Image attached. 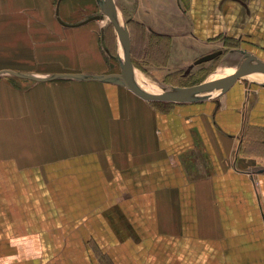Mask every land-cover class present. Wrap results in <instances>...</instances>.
<instances>
[{
    "label": "crops",
    "instance_id": "1",
    "mask_svg": "<svg viewBox=\"0 0 264 264\" xmlns=\"http://www.w3.org/2000/svg\"><path fill=\"white\" fill-rule=\"evenodd\" d=\"M112 2L171 69L211 72L184 87L264 62V0ZM109 24L97 0H0V71L107 74ZM0 264H264V73L188 103L0 74Z\"/></svg>",
    "mask_w": 264,
    "mask_h": 264
},
{
    "label": "water",
    "instance_id": "2",
    "mask_svg": "<svg viewBox=\"0 0 264 264\" xmlns=\"http://www.w3.org/2000/svg\"><path fill=\"white\" fill-rule=\"evenodd\" d=\"M99 10L102 16L109 19L114 26L119 41L122 45L123 56L119 60L120 74H104L101 76H89L83 74H53L49 77L38 78L35 76L25 75L10 70L0 71V74H10L12 76L32 80L35 82L51 81L60 78H69L79 81H98L109 82L115 81L124 88L132 92L134 95L146 101H163L173 103H188L195 102L201 99H212L221 94H224L230 87H232L238 80L242 79L249 72L258 71L264 73V62L259 60L256 56L244 52L237 51L241 55L235 71L227 79L217 83H203L189 87H166L160 91H147L135 82V76L132 65L131 56V38L126 23L121 19L112 0H97ZM90 18L89 20L96 19ZM219 52L212 53L202 57L199 62H204L213 59L219 55ZM253 63V65H250Z\"/></svg>",
    "mask_w": 264,
    "mask_h": 264
},
{
    "label": "rangeland",
    "instance_id": "3",
    "mask_svg": "<svg viewBox=\"0 0 264 264\" xmlns=\"http://www.w3.org/2000/svg\"><path fill=\"white\" fill-rule=\"evenodd\" d=\"M115 9L118 12L116 7ZM121 19L126 23L130 33H132L130 38L134 76L145 88L152 91H160L162 88L170 86L184 87L194 84L199 74L204 75L205 78L211 73L209 70L199 73L197 70L171 69L164 60L167 48L164 42L159 39L156 41L153 37H149V40L141 39L136 33H133L131 23L127 22L122 16ZM108 26L106 30V47H108V52L110 53L109 60L111 63L107 74H120L119 60L123 56L122 45L117 33L115 34L114 32L113 25L109 24ZM145 46L148 47L146 48ZM148 52H151V55H148Z\"/></svg>",
    "mask_w": 264,
    "mask_h": 264
},
{
    "label": "bare ground",
    "instance_id": "4",
    "mask_svg": "<svg viewBox=\"0 0 264 264\" xmlns=\"http://www.w3.org/2000/svg\"><path fill=\"white\" fill-rule=\"evenodd\" d=\"M135 82L138 84V86H140L141 88H143V89H145V90H147V91H152V90H149V89H147V88H145L143 85H141L139 82H138V79L137 78H135Z\"/></svg>",
    "mask_w": 264,
    "mask_h": 264
},
{
    "label": "trees",
    "instance_id": "5",
    "mask_svg": "<svg viewBox=\"0 0 264 264\" xmlns=\"http://www.w3.org/2000/svg\"><path fill=\"white\" fill-rule=\"evenodd\" d=\"M132 55V54H131Z\"/></svg>",
    "mask_w": 264,
    "mask_h": 264
}]
</instances>
